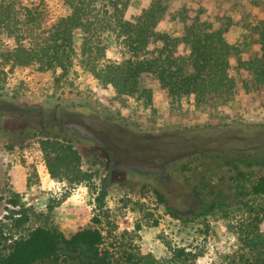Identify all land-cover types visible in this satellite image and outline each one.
<instances>
[{
  "label": "rangeland",
  "instance_id": "374dc122",
  "mask_svg": "<svg viewBox=\"0 0 264 264\" xmlns=\"http://www.w3.org/2000/svg\"><path fill=\"white\" fill-rule=\"evenodd\" d=\"M22 2L39 4V0ZM151 3L164 9L155 32L170 39L181 37L180 19L186 17L187 23L198 17L223 31L232 47L227 70L235 84L231 95L200 105L193 95L173 100L152 75H142L140 86L149 97L141 93L120 96L85 67L79 54V32L74 35L72 66L59 81H55L59 71L41 72L35 65L1 66L3 99L20 103L25 120L27 106L58 104L64 108L62 121L71 120L84 134L80 143H74L82 169L95 175L96 187L104 178L111 186L105 210L98 211L93 191L85 184L68 185L49 177L35 135L0 132V252L9 239L36 227L55 226L69 236L99 214L97 228L104 237L103 247L109 249L115 264H243L241 254L249 257L239 228L256 223L257 218L258 228L264 231V195L248 194L250 183L264 171L254 170L237 185L228 179L226 168L209 165L194 170L192 163V169L183 170L181 166L190 161L184 155L202 149L264 151V85H256L239 65L259 51L264 0H130L124 19L140 15ZM40 9L49 24L68 13L63 0H43ZM101 43L104 58L99 62L120 63L129 58L113 34L103 35ZM13 45L11 39L0 37V51ZM160 46L161 42H152L148 50ZM174 52L187 53L180 45ZM202 177L209 188L218 191L213 197L222 205L195 216L196 203L187 184H197ZM155 190L162 194L163 203ZM11 199L17 200L16 207L8 204ZM20 209L27 220L16 227L14 212ZM180 249L188 254L184 259L178 256Z\"/></svg>",
  "mask_w": 264,
  "mask_h": 264
},
{
  "label": "trees",
  "instance_id": "16d2710c",
  "mask_svg": "<svg viewBox=\"0 0 264 264\" xmlns=\"http://www.w3.org/2000/svg\"><path fill=\"white\" fill-rule=\"evenodd\" d=\"M63 1L68 13L49 24L40 9L43 0L34 6H27L22 0H0V37L14 43L11 49L0 51V67L35 65L41 72L59 71L60 76L55 78L59 81L72 66L74 35L79 32V54L85 67L99 83L111 86L120 96L133 97L141 93L149 97L148 91L140 86L142 75H152L173 100L193 95L195 103L200 105L210 100H224L231 95L235 84L227 70L232 47L225 41L223 31L213 29L207 22L195 17L187 23V17L181 18V37L170 39L155 32L156 23L164 12L159 4L151 3L140 15L126 20L124 12L130 0ZM106 33L113 34L123 45L129 53L128 59L120 63L99 62L104 58L101 42ZM152 42H161L162 46L148 50ZM179 45L186 54L174 52ZM258 45V53L239 61V65L256 85L263 86L264 22L258 25ZM19 104L3 99L0 92V132L35 135L49 177L68 185L85 184L93 191L95 209L104 211L111 182L104 178L96 187L93 184L95 175L82 169V158L74 143H80L84 134L73 126L71 120L62 121L66 110L58 104L27 106L25 120ZM183 157L190 161L181 169H192V163L195 164L194 170L209 165L226 168L228 179L237 185L239 181L249 179L254 170L264 171L262 149H202ZM201 179L197 184H187L196 203L195 216H204L222 205L213 197L218 191L209 188L204 177ZM248 194L264 195V175L250 183ZM155 195L158 201L164 202L157 190ZM18 197L15 194V198ZM8 204L16 207L17 200L11 199ZM14 213L17 218L13 219V224L20 227L26 222L27 215L23 209ZM171 215L179 218L174 212ZM254 221L256 223L239 228L243 248L249 253V257L244 254L239 257L243 264H264V231L258 228L260 220L255 218ZM98 224L99 214H96L83 229L69 236L55 226L36 227L24 236L9 239L0 252V264H115L109 249L103 247L104 237L97 228ZM187 255L182 249L178 250L180 258Z\"/></svg>",
  "mask_w": 264,
  "mask_h": 264
}]
</instances>
